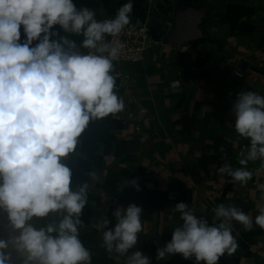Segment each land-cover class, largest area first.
Here are the masks:
<instances>
[{"label": "crops", "instance_id": "1", "mask_svg": "<svg viewBox=\"0 0 264 264\" xmlns=\"http://www.w3.org/2000/svg\"><path fill=\"white\" fill-rule=\"evenodd\" d=\"M127 2L74 0L78 8L93 9L98 20L113 18ZM131 2V21L138 23H148L150 7L167 13L176 3L203 4L211 12L198 25L203 36L179 46L162 38L156 21L149 22L154 44L143 61L114 62L124 109L91 122L79 139L76 155L68 161L73 190L89 184L80 239L92 253V264H125L126 256L117 258L102 246V222L108 219L109 227H114L115 209L132 203L142 208L143 230L129 255L140 250L150 257L151 264H196L194 258L185 260L180 254L156 259L157 248L170 242L172 231L182 224L180 214L173 212L179 202L187 203L210 224L213 209L221 203L250 215V231L233 221L238 248L233 255L222 256L219 264H263L253 246L264 245V230L254 223L258 206H264L257 187L264 184V167L259 160L250 161L247 167L253 176L243 186L217 174L216 169L225 163L240 167L239 153L244 150L246 154L249 141L234 130L232 106L237 94L254 91L264 95V0ZM55 28L59 30V26ZM21 33L23 40L22 29ZM68 36L79 48L83 37ZM177 80L180 87L172 88ZM130 180L139 185V191L124 186ZM59 218L52 214L32 223L39 228ZM0 239H7L1 218Z\"/></svg>", "mask_w": 264, "mask_h": 264}, {"label": "clouds", "instance_id": "2", "mask_svg": "<svg viewBox=\"0 0 264 264\" xmlns=\"http://www.w3.org/2000/svg\"><path fill=\"white\" fill-rule=\"evenodd\" d=\"M132 11L128 0L113 18L98 20L93 9L78 8L74 0H0V210L10 229L7 239H0V264H13V253L22 264H92V253L80 239L89 184L73 190L68 161L91 122L124 109L114 62L125 47L117 37L130 24ZM68 34L83 37L79 48ZM171 87L179 88L180 81ZM232 112L235 132L249 143L246 154L239 153L240 167L225 163L216 172L243 186L253 176L250 161L264 167V95L238 93ZM126 185L140 190L134 180ZM257 187L264 198V184ZM173 212L182 224L157 248L158 261L180 254L196 264H219L238 248L233 221L245 231L253 229L250 215L222 203L213 209L211 224L185 202L175 204ZM142 213L135 203L118 206L114 227L108 219L102 222V246L117 258L126 256L125 264H151L140 250L128 254L143 230ZM258 213L254 223L264 230V206ZM52 214L58 221L39 228L32 223Z\"/></svg>", "mask_w": 264, "mask_h": 264}, {"label": "water", "instance_id": "3", "mask_svg": "<svg viewBox=\"0 0 264 264\" xmlns=\"http://www.w3.org/2000/svg\"><path fill=\"white\" fill-rule=\"evenodd\" d=\"M211 12L209 6L193 3H176L172 10L161 13L154 7L148 11V23L156 21L162 29V38L172 42L175 46L181 45L185 41L194 40L203 36V32L198 28L201 19L207 17ZM171 16V17H170ZM0 218L8 237L10 229L6 214L0 210ZM13 264H22V258L14 257Z\"/></svg>", "mask_w": 264, "mask_h": 264}, {"label": "built area", "instance_id": "4", "mask_svg": "<svg viewBox=\"0 0 264 264\" xmlns=\"http://www.w3.org/2000/svg\"><path fill=\"white\" fill-rule=\"evenodd\" d=\"M108 39H112L108 37ZM125 47L117 63H137L144 59L145 52L154 44L152 31L148 23L131 21L119 37ZM238 76L239 73H237ZM254 253L264 261V245L259 243L253 246Z\"/></svg>", "mask_w": 264, "mask_h": 264}, {"label": "rangeland", "instance_id": "5", "mask_svg": "<svg viewBox=\"0 0 264 264\" xmlns=\"http://www.w3.org/2000/svg\"><path fill=\"white\" fill-rule=\"evenodd\" d=\"M262 263L264 264V261L262 260Z\"/></svg>", "mask_w": 264, "mask_h": 264}]
</instances>
